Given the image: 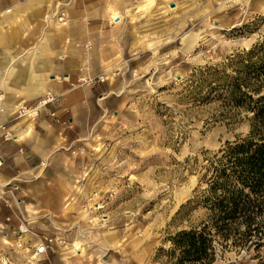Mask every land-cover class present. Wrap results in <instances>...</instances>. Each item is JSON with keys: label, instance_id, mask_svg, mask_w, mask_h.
<instances>
[{"label": "rangeland", "instance_id": "374dc122", "mask_svg": "<svg viewBox=\"0 0 264 264\" xmlns=\"http://www.w3.org/2000/svg\"><path fill=\"white\" fill-rule=\"evenodd\" d=\"M11 1L0 0V10ZM35 1L54 2L60 22L66 0ZM126 1L140 38L128 41L117 69L75 83L94 87L103 114L93 109L82 135L41 165L47 183L35 228L17 242L1 240L0 264H66L34 259L26 244L38 241L48 255L86 258L76 264H165L168 238L205 218L206 210L194 206L206 188L199 183L205 157L249 132L251 114L235 106L229 88L237 76L259 85L264 0ZM188 36L195 38L189 51ZM241 64L249 67L238 74ZM258 237V246L256 237L252 245L233 244L237 238L218 245L213 264H259L264 229Z\"/></svg>", "mask_w": 264, "mask_h": 264}, {"label": "crops", "instance_id": "0c3cea01", "mask_svg": "<svg viewBox=\"0 0 264 264\" xmlns=\"http://www.w3.org/2000/svg\"><path fill=\"white\" fill-rule=\"evenodd\" d=\"M131 3L66 0L60 22L54 17L52 1L38 5L35 0H13L11 7L0 10V92L4 96L0 242L14 243L25 237L20 228L26 223L27 232H33V219L41 210V190L47 183L41 165L82 135L93 109L102 116L103 105L95 98L94 87H76L75 83L83 75L117 69L129 51L128 41L140 38L125 15ZM39 7L43 10H36ZM48 13L51 16L46 18ZM47 92L58 97L56 105L41 111L34 121L11 120L19 105H32ZM5 132L10 135L7 139ZM75 250L81 251L80 244ZM40 259H68L66 264H76L73 259L86 258L46 253Z\"/></svg>", "mask_w": 264, "mask_h": 264}, {"label": "trees", "instance_id": "16d2710c", "mask_svg": "<svg viewBox=\"0 0 264 264\" xmlns=\"http://www.w3.org/2000/svg\"><path fill=\"white\" fill-rule=\"evenodd\" d=\"M241 65L243 69H235L238 74L249 67ZM255 78L258 86L241 83L238 76L230 83L229 95L235 106L251 114L249 132L205 157L207 166L199 183L206 188L194 204L206 210L205 218L168 238L165 264H213L217 246L228 247L232 238H237L232 239L233 244L242 247L252 245L256 237L258 246L264 229V94L260 92L264 70ZM259 264H264V259Z\"/></svg>", "mask_w": 264, "mask_h": 264}, {"label": "built area", "instance_id": "2783aa9c", "mask_svg": "<svg viewBox=\"0 0 264 264\" xmlns=\"http://www.w3.org/2000/svg\"><path fill=\"white\" fill-rule=\"evenodd\" d=\"M79 81L81 84H88L91 82L90 79L83 77L80 78ZM57 101H58L57 96L53 95L50 92H47L36 103L32 105H28V104L19 105L16 111L12 113L11 120L26 118L29 121H34L41 111L47 109L49 110L52 106L56 105ZM3 102H4V96L0 92V115H2L4 112ZM53 115L54 113H51V116ZM2 130H4V127L0 125V131ZM8 137H10V135L5 132L3 138L7 139ZM20 231H22L23 233L27 232L25 225L21 226ZM46 253H47V244L42 243L38 247L34 248V252H33L34 259H37L38 257L45 255Z\"/></svg>", "mask_w": 264, "mask_h": 264}, {"label": "bare ground", "instance_id": "6f19581e", "mask_svg": "<svg viewBox=\"0 0 264 264\" xmlns=\"http://www.w3.org/2000/svg\"><path fill=\"white\" fill-rule=\"evenodd\" d=\"M195 44V38L193 36H188L187 38H185V47L184 49L189 51L193 48ZM43 242L41 241L39 244L36 245V247H38L40 244H42ZM33 258V256H32Z\"/></svg>", "mask_w": 264, "mask_h": 264}]
</instances>
